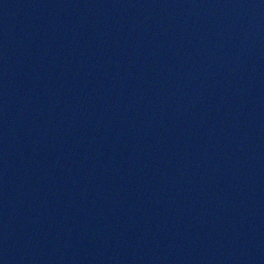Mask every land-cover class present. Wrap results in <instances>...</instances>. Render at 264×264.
Returning <instances> with one entry per match:
<instances>
[{"label":"water","instance_id":"1","mask_svg":"<svg viewBox=\"0 0 264 264\" xmlns=\"http://www.w3.org/2000/svg\"><path fill=\"white\" fill-rule=\"evenodd\" d=\"M0 264H264V0H0Z\"/></svg>","mask_w":264,"mask_h":264}]
</instances>
